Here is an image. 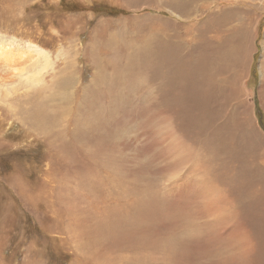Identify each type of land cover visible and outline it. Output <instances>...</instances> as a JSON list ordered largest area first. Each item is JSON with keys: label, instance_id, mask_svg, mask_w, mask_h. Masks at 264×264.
<instances>
[{"label": "rangeland", "instance_id": "374dc122", "mask_svg": "<svg viewBox=\"0 0 264 264\" xmlns=\"http://www.w3.org/2000/svg\"><path fill=\"white\" fill-rule=\"evenodd\" d=\"M61 1L0 0V264H264V0Z\"/></svg>", "mask_w": 264, "mask_h": 264}, {"label": "trees", "instance_id": "16d2710c", "mask_svg": "<svg viewBox=\"0 0 264 264\" xmlns=\"http://www.w3.org/2000/svg\"><path fill=\"white\" fill-rule=\"evenodd\" d=\"M60 5H61V7L67 8V7H69L70 5H73V4H72V0H62L60 2ZM94 10H95V12H104L105 11L107 14H111V15L114 14V13L115 14H119V12H118L116 7H114V6L112 7V6L107 5V4H99L96 7H94ZM252 77L256 81L255 85H257L258 84V74H257L256 66H254L253 69H252ZM256 104L259 107L258 101H256ZM259 109H260V107H259ZM262 120H263L262 110L260 109V121L262 122Z\"/></svg>", "mask_w": 264, "mask_h": 264}, {"label": "bare ground", "instance_id": "6f19581e", "mask_svg": "<svg viewBox=\"0 0 264 264\" xmlns=\"http://www.w3.org/2000/svg\"><path fill=\"white\" fill-rule=\"evenodd\" d=\"M13 51V50H12ZM15 54V53H14ZM10 56H11V53L9 54ZM4 57H7V56H5V55H3ZM2 57V56H1ZM9 57V56H8ZM4 60V59H3ZM10 60V59H9ZM12 60V59H11ZM19 61V60H18ZM22 62V61H21ZM8 64V63H7ZM9 64H12V63H9ZM21 65V64H20ZM13 67H14V65H12ZM15 68V67H14ZM233 204H234V202H233ZM250 243H251V241H250ZM193 252V251H192ZM227 254H229V253H227ZM230 256V255H229ZM229 259H231V258H229Z\"/></svg>", "mask_w": 264, "mask_h": 264}]
</instances>
